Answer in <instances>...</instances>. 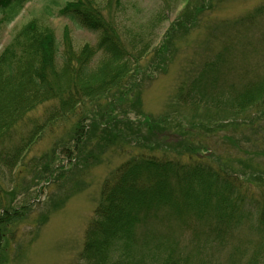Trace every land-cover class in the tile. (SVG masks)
I'll list each match as a JSON object with an SVG mask.
<instances>
[{"label":"trees","instance_id":"1","mask_svg":"<svg viewBox=\"0 0 264 264\" xmlns=\"http://www.w3.org/2000/svg\"><path fill=\"white\" fill-rule=\"evenodd\" d=\"M26 1L0 0L6 22L17 18ZM97 4L72 0L58 11L78 29L97 34L95 46L73 51L66 35L62 51L47 20L54 12L46 6L43 18L23 25L0 53V264L7 263L15 233L28 220V202L18 198L21 181L28 186V170H34L32 183L44 181L49 188L63 175L64 166L55 164L61 154L86 171L100 165L109 150L133 147L132 142L136 149L148 152L131 155L105 179L85 230L81 263L220 264L200 250L216 246L229 249L223 264H264V179L261 187L254 183L260 169L245 157L248 148L237 149L241 157L211 152L208 146L213 149L218 134L206 133L241 126L251 131L264 124V27L256 21L264 17V6L233 21L235 38L209 40L210 34L207 44L218 42L219 47L193 58L184 69L176 96L180 116L184 111L199 114L201 109L224 114V119L207 116L191 122L172 117L171 112L161 117L145 115L142 95L154 70L167 72L164 63L169 64L173 55L165 56L174 51L173 33L185 27L188 35L199 24L197 17L188 10L149 59L150 35L141 31L130 39L120 38L114 21ZM253 30L261 37L245 39V32ZM256 57L260 59L252 67L245 64ZM49 103L55 104L46 109ZM40 109L42 114L37 116ZM131 114L144 120L136 124ZM75 116L73 127L58 135L57 125ZM178 129L185 135L170 145L168 134ZM47 132L56 137L53 146L36 155L33 152ZM228 140L239 143L234 136ZM66 199L55 207H62ZM164 216L191 235V253L178 252L170 243L157 246V253L137 257L133 249L140 228ZM246 222L259 240L243 262L236 243L240 242L237 231Z\"/></svg>","mask_w":264,"mask_h":264},{"label":"rangeland","instance_id":"2","mask_svg":"<svg viewBox=\"0 0 264 264\" xmlns=\"http://www.w3.org/2000/svg\"><path fill=\"white\" fill-rule=\"evenodd\" d=\"M69 1L72 0H27L21 3L20 14L11 23L6 22L4 12L0 13V53L23 25L33 18H43L42 11L46 6H49L54 12V16L47 20L55 29L62 51L65 48L64 39L66 35L69 36L68 40L73 51L79 52L86 45L95 46L98 42L97 34L78 29L71 21L58 14L60 8ZM96 2H98L97 5L105 17L114 21L119 29L120 38L126 40L125 38L128 37L130 39V35L141 31L150 35L153 43L151 44V53L147 57L149 59L154 58L155 52L165 42L167 32L177 24L180 17L184 18V14L188 10L199 20V24L188 35H185L187 30L185 27L173 33L175 35L174 51L165 56L173 55V58L169 59L172 60L169 64H167L168 60L164 63L167 72L163 73L156 69L152 72L153 80L145 82L142 95L143 112L152 117H161L170 112L172 117H179L181 114L176 101L177 87L189 62L193 58H200L202 54L207 56V53L212 49L216 50L219 47L218 42L211 46L207 44L209 40L214 39V36L222 40L230 37L235 38L237 29L233 21L264 6V0H96ZM160 12V16H157ZM194 17L184 19V21L193 20ZM256 21H258L257 24L264 27V17ZM241 29L243 30V28ZM210 34L213 35L208 40ZM259 34V31L254 32V30L245 32L244 38L251 39L253 37V40H256L261 37ZM124 43L128 47L127 42L124 41ZM258 59L260 58L256 57L252 59L253 62L245 64L252 67ZM97 60H99V56L96 58ZM158 61L161 64L159 59ZM236 63L238 64V62ZM238 67L246 68L247 66L240 63ZM54 104H47L46 109L52 108ZM200 111L199 114L184 111L180 118L191 122L200 121L207 116L218 120L224 119V114L218 113L215 109H201ZM41 114L42 109L36 113L37 116ZM131 117L136 120V124L144 120L142 116L134 114H131ZM76 121V116L70 117L68 121L64 119L57 125L58 135H62L66 130L69 131ZM255 127H261V131H256V128L247 131L245 126L214 129L213 132L206 131L207 135L210 133L218 134L217 139H215L218 141L212 145L213 149L209 146L208 148L211 152L215 150L222 155L232 152V156L236 157H241L238 148H248L249 155L245 157L251 160L256 169L263 172L264 124H258ZM143 131L146 133L145 128ZM255 131L257 134L253 135L252 132ZM183 135H185V131L182 129L172 130L171 134H168L170 145L179 138L182 139ZM233 136L239 143L228 140L233 139ZM42 137L43 139L33 152L36 155L50 150L56 139L49 132ZM129 141L131 142L133 139L130 138ZM69 144H71L70 147H73V143ZM132 144L133 147L129 144L121 146L123 150L120 147L109 150L104 157H101L103 162L100 165L86 171L82 166H74L75 163H71L61 154L60 159L55 164L64 166L63 175L58 178V182L49 188L44 181L38 184L32 183V179L35 178L34 170H28V186L24 181H21L22 185L18 188L20 191L18 198L28 202V220L23 226L18 227L15 233V244L11 248L6 264H83L80 255L84 246L85 230L93 217L105 179L131 155L138 151L148 152L145 149H136L135 143L132 142ZM152 146H155V143ZM76 155L79 154L76 153ZM260 172L256 174L254 179L257 187H261V179H264V175ZM63 198L66 199L64 205L56 208L55 204ZM43 218L46 220L45 222H43ZM137 239L138 243L133 249L137 257L143 253L154 254L157 246H165L170 243H174L177 251L183 254H190L193 249L191 235L185 234L177 222L173 219L168 220L165 216L162 221H153L141 227ZM237 239L240 242L236 245L242 251L244 262L255 249L254 243L259 240V235L252 231L246 222L237 231ZM200 250H202V256L220 264L225 263L229 253V249L218 250L216 246L207 249L201 247ZM157 252L158 250L155 253Z\"/></svg>","mask_w":264,"mask_h":264}]
</instances>
